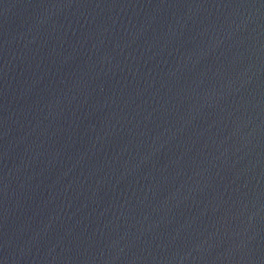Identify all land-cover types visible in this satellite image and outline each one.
<instances>
[{
  "label": "water",
  "instance_id": "obj_1",
  "mask_svg": "<svg viewBox=\"0 0 264 264\" xmlns=\"http://www.w3.org/2000/svg\"><path fill=\"white\" fill-rule=\"evenodd\" d=\"M0 264H264V0H0Z\"/></svg>",
  "mask_w": 264,
  "mask_h": 264
}]
</instances>
